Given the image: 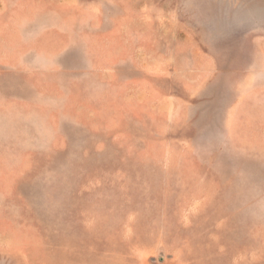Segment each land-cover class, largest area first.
Here are the masks:
<instances>
[{
  "label": "rangeland",
  "instance_id": "rangeland-1",
  "mask_svg": "<svg viewBox=\"0 0 264 264\" xmlns=\"http://www.w3.org/2000/svg\"><path fill=\"white\" fill-rule=\"evenodd\" d=\"M0 264H264V0H0Z\"/></svg>",
  "mask_w": 264,
  "mask_h": 264
}]
</instances>
